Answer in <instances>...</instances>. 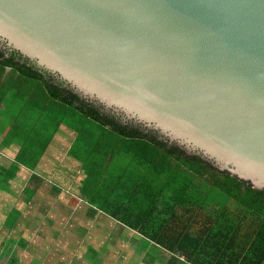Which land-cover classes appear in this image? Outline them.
<instances>
[{
  "label": "water",
  "instance_id": "95a60500",
  "mask_svg": "<svg viewBox=\"0 0 264 264\" xmlns=\"http://www.w3.org/2000/svg\"><path fill=\"white\" fill-rule=\"evenodd\" d=\"M0 45L264 190V0H0Z\"/></svg>",
  "mask_w": 264,
  "mask_h": 264
},
{
  "label": "trees",
  "instance_id": "16d2710c",
  "mask_svg": "<svg viewBox=\"0 0 264 264\" xmlns=\"http://www.w3.org/2000/svg\"><path fill=\"white\" fill-rule=\"evenodd\" d=\"M19 56L0 49V104L6 100L14 112L28 116L35 135L45 134V146L61 125L76 134L69 156L85 175L81 198L142 237L147 247L140 251L149 258L144 264H150L152 243L190 263L198 250L205 256L210 249L225 251L245 242L251 245L246 262L264 264V190L219 172L155 133L121 122L59 80L56 85L45 79ZM90 253L96 264L99 254ZM236 256L223 252L216 261L230 263Z\"/></svg>",
  "mask_w": 264,
  "mask_h": 264
},
{
  "label": "crops",
  "instance_id": "0c3cea01",
  "mask_svg": "<svg viewBox=\"0 0 264 264\" xmlns=\"http://www.w3.org/2000/svg\"><path fill=\"white\" fill-rule=\"evenodd\" d=\"M9 107L6 100L0 104V264L20 263L13 246L21 251L29 250L30 238L37 236L44 227L56 235L74 234L72 230L76 228L83 229L82 234L93 235L99 231L107 233L112 224L113 231L115 229L122 238L126 233L134 234V241H138L135 255L142 258L141 253L145 255V252L140 250L145 246L139 234L119 226L106 214L95 212L94 207L81 198L85 175L80 164L69 156L76 134L61 125L45 146V134L35 135V126L29 123L28 116L17 114L13 106ZM36 130L38 132L39 128ZM49 218L55 221L51 223ZM176 231L184 232V229ZM238 232L255 235L248 230ZM250 246L245 242L225 251L210 249L207 253H213L212 257L198 250L188 263L183 256L164 253L159 245L152 243L149 249L155 250L150 255V264H194L193 261L210 264L207 260L216 261L223 252L238 256L233 262L222 264H260L257 259L246 262L245 254L249 253ZM220 263L217 260L214 264Z\"/></svg>",
  "mask_w": 264,
  "mask_h": 264
},
{
  "label": "rangeland",
  "instance_id": "374dc122",
  "mask_svg": "<svg viewBox=\"0 0 264 264\" xmlns=\"http://www.w3.org/2000/svg\"><path fill=\"white\" fill-rule=\"evenodd\" d=\"M80 211L84 212L83 209ZM49 220L52 223L55 218ZM42 231L30 238L29 250L21 251V248L13 246L21 264H93L91 250L99 254L96 264H144L149 259L144 253H141L142 258L135 255L138 241H134V234L126 233L123 239L115 229L113 231V224L107 233L99 231L93 235L82 234L84 231L81 228L73 229L74 234L71 235H56L47 227ZM56 247L59 248L57 251ZM154 250L149 249L150 255Z\"/></svg>",
  "mask_w": 264,
  "mask_h": 264
},
{
  "label": "flooded vegetation",
  "instance_id": "af4514ba",
  "mask_svg": "<svg viewBox=\"0 0 264 264\" xmlns=\"http://www.w3.org/2000/svg\"><path fill=\"white\" fill-rule=\"evenodd\" d=\"M0 49H2V51L5 52L7 55H10V54L14 53L11 50H8V49L3 48L1 45H0ZM18 59L19 60L21 59L23 62H25V63L33 66L32 64H30V62L27 59H24L23 57H20L19 56ZM34 68L37 69L36 67H34ZM40 72L41 73H44L45 79L51 80L53 83H55L57 85V80H59V79H57L55 76L50 75L48 72H45V71H42V70H40ZM112 115H114L120 121L123 120V116L122 115H116V114H112Z\"/></svg>",
  "mask_w": 264,
  "mask_h": 264
}]
</instances>
